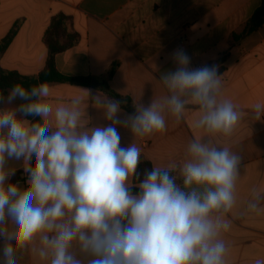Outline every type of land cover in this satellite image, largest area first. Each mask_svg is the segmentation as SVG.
I'll return each mask as SVG.
<instances>
[{"label":"clouds","instance_id":"obj_1","mask_svg":"<svg viewBox=\"0 0 264 264\" xmlns=\"http://www.w3.org/2000/svg\"><path fill=\"white\" fill-rule=\"evenodd\" d=\"M171 59L175 69L160 77L169 95L134 113L121 116L120 100L88 91L110 121L103 127L85 126L80 97L53 108L47 82L0 92V264H17V251L38 236V256L48 264H225L221 233L231 226L225 216L235 204L241 157L197 138L179 169L183 186L171 175L175 163L154 166L140 179L141 149L122 146L117 130L135 137L163 132L165 112L179 123L194 106V128L233 132L241 116L230 100L219 99V66L191 67L183 49ZM254 112L259 120L264 105ZM11 160L22 161L27 187L10 182L17 171L7 166Z\"/></svg>","mask_w":264,"mask_h":264},{"label":"crops","instance_id":"obj_2","mask_svg":"<svg viewBox=\"0 0 264 264\" xmlns=\"http://www.w3.org/2000/svg\"><path fill=\"white\" fill-rule=\"evenodd\" d=\"M261 5L264 0H0V40L18 25L0 55V70L37 75L48 55L43 36L51 18L68 16L79 41L55 56V66L65 76L89 78L90 85L49 84L46 100L55 108L70 105L72 99L80 97L85 126L103 127L110 121L89 99L88 91L111 98L103 89L108 86L131 99L133 111L121 107V116L131 114L137 105L147 107L152 100L162 101L169 95L160 77L175 69L171 59L174 50L183 49L191 58V67L208 66L224 56L219 65V99L230 100L241 116L230 135L194 128L198 118L194 106L188 107L179 123L165 112L163 132L135 137L122 126L117 130L121 145L135 143L141 149V158L152 168L175 163L177 169L172 173L181 186L179 169L190 159L188 146L193 140H210L239 155L235 204L225 216L231 226L221 233V239L228 248L225 264H254L257 259L264 260V112L259 120L254 118L255 105H264V26L236 41L232 36ZM114 63L115 72L108 77ZM93 79L100 84L93 87ZM8 91L0 92L6 96ZM7 166L22 171V161L11 160ZM13 183L27 187L23 172ZM252 203L258 205L257 211H250ZM3 247L0 237V261ZM41 247L38 236L26 250L17 251V264H48L38 256Z\"/></svg>","mask_w":264,"mask_h":264},{"label":"trees","instance_id":"obj_3","mask_svg":"<svg viewBox=\"0 0 264 264\" xmlns=\"http://www.w3.org/2000/svg\"><path fill=\"white\" fill-rule=\"evenodd\" d=\"M70 18L64 14H57L53 16L50 23L44 33L43 42L47 49V59L44 68L33 76L21 75L15 71L0 70V91L6 92L10 90L13 85L19 83L25 88H29L33 85H37L42 82L48 84L53 83H70L77 85H90V79L85 77H69L61 74L55 66V56L71 47H73L79 41V34L70 28ZM264 26V5L258 7L250 19L245 23L242 30L236 34L233 33V40H239L259 27ZM18 30V25L12 27L8 34L0 40V55L6 50L11 43L13 37ZM224 60V56L218 60L210 63L208 66L220 65ZM117 64L111 65L108 71V77H111L115 72ZM221 68H219V71ZM104 91L109 94L111 98H115L121 101V107L127 111H133V105L130 98L124 97L119 93L111 90L108 86H103ZM31 120L39 121V117H28ZM152 169L151 163L141 158V162L138 165L137 172L140 179H143L144 173ZM22 171L16 172L12 177L11 183L20 178ZM173 175V173H171ZM134 192L138 189L134 188Z\"/></svg>","mask_w":264,"mask_h":264},{"label":"water","instance_id":"obj_4","mask_svg":"<svg viewBox=\"0 0 264 264\" xmlns=\"http://www.w3.org/2000/svg\"><path fill=\"white\" fill-rule=\"evenodd\" d=\"M99 84H100V83L97 82L95 79L92 80V86H93V87H96V86H98Z\"/></svg>","mask_w":264,"mask_h":264}]
</instances>
